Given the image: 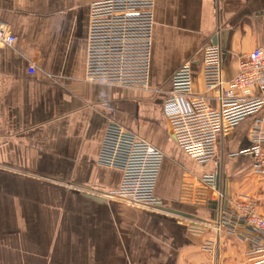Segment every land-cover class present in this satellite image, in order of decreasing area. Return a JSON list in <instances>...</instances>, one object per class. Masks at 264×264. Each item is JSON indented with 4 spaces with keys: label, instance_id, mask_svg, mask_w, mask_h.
<instances>
[{
    "label": "crops",
    "instance_id": "0c3cea01",
    "mask_svg": "<svg viewBox=\"0 0 264 264\" xmlns=\"http://www.w3.org/2000/svg\"><path fill=\"white\" fill-rule=\"evenodd\" d=\"M95 1L100 0H0V21L17 38L12 46L0 43V264L209 261L201 248L216 237L218 193L208 207L182 203V179L185 173L218 172L226 201L253 193L258 176L251 160L231 155L251 147L249 132L256 119H264V110L221 139L217 157L201 166L177 146L163 97L174 72L190 63L193 94L184 101L204 98L218 108L217 91L203 84L204 47L225 32L228 87L241 60L264 48V0H156L146 89L85 79ZM236 95L243 98L244 92ZM260 97L255 88L249 100ZM111 123L164 153L156 188L163 208L107 196L119 189L122 177L120 170L97 164ZM219 240L221 264L244 260L243 241L228 235Z\"/></svg>",
    "mask_w": 264,
    "mask_h": 264
},
{
    "label": "built area",
    "instance_id": "2783aa9c",
    "mask_svg": "<svg viewBox=\"0 0 264 264\" xmlns=\"http://www.w3.org/2000/svg\"><path fill=\"white\" fill-rule=\"evenodd\" d=\"M156 0H100L90 6L85 79L122 88H148L154 41ZM17 38L7 24L0 21V43L12 46ZM227 52L218 40L204 47L202 79L207 91H217L218 108L204 98L184 101L193 94L192 66L186 63L174 72L170 89L163 97V112L177 146L197 165L204 166L218 155L221 139L235 131L250 117L264 110V48L257 47L240 62L239 74L226 87L223 80V55ZM31 74L35 67L30 66ZM261 97L249 100L253 89ZM237 90L244 97L236 95ZM251 147L231 157L251 160L252 172L264 177V119H256L250 132ZM165 159L164 153L123 126H107L97 164L122 173L119 189L108 197L128 201L151 209L164 203L156 188ZM215 202L213 228L216 237L206 240L201 250L210 260L200 264H221L219 238L235 236L247 248L238 264H264V213L260 200L240 196L226 201L220 188V173L196 177L185 173L179 201L208 207Z\"/></svg>",
    "mask_w": 264,
    "mask_h": 264
},
{
    "label": "rangeland",
    "instance_id": "374dc122",
    "mask_svg": "<svg viewBox=\"0 0 264 264\" xmlns=\"http://www.w3.org/2000/svg\"><path fill=\"white\" fill-rule=\"evenodd\" d=\"M254 192L250 193V195H244V196H253L260 200V208L261 211L264 213V177H255L254 178ZM184 226H187L185 223Z\"/></svg>",
    "mask_w": 264,
    "mask_h": 264
},
{
    "label": "water",
    "instance_id": "95a60500",
    "mask_svg": "<svg viewBox=\"0 0 264 264\" xmlns=\"http://www.w3.org/2000/svg\"><path fill=\"white\" fill-rule=\"evenodd\" d=\"M221 35H222V37H221V39H220V43H221V46L225 49V48H226V40H225V38H224V36H225V32L222 33ZM217 42H218V38L216 37V40H213V43H214V44H217ZM89 197H91V196H89ZM93 199H95V198H93ZM95 200H96V199H95Z\"/></svg>",
    "mask_w": 264,
    "mask_h": 264
}]
</instances>
